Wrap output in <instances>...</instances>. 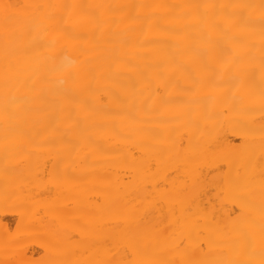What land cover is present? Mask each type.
Segmentation results:
<instances>
[{
	"label": "bare ground",
	"instance_id": "1",
	"mask_svg": "<svg viewBox=\"0 0 264 264\" xmlns=\"http://www.w3.org/2000/svg\"><path fill=\"white\" fill-rule=\"evenodd\" d=\"M2 210L0 264H264V0H0Z\"/></svg>",
	"mask_w": 264,
	"mask_h": 264
},
{
	"label": "rangeland",
	"instance_id": "2",
	"mask_svg": "<svg viewBox=\"0 0 264 264\" xmlns=\"http://www.w3.org/2000/svg\"><path fill=\"white\" fill-rule=\"evenodd\" d=\"M0 224L6 226L9 232L13 233L17 229L18 217L11 210H2L0 211ZM19 246H21L27 256H31L34 261L39 260L44 255V249L40 246L38 238H29L23 239L20 241ZM139 264V263H138Z\"/></svg>",
	"mask_w": 264,
	"mask_h": 264
}]
</instances>
